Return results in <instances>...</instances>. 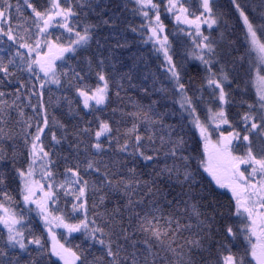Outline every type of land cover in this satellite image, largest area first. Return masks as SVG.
Here are the masks:
<instances>
[{"label":"snow or ice","instance_id":"snow-or-ice-1","mask_svg":"<svg viewBox=\"0 0 264 264\" xmlns=\"http://www.w3.org/2000/svg\"><path fill=\"white\" fill-rule=\"evenodd\" d=\"M0 264H264V0H0Z\"/></svg>","mask_w":264,"mask_h":264},{"label":"trees","instance_id":"trees-1","mask_svg":"<svg viewBox=\"0 0 264 264\" xmlns=\"http://www.w3.org/2000/svg\"><path fill=\"white\" fill-rule=\"evenodd\" d=\"M118 2L123 3L124 0H118ZM220 2L222 4H224L225 6L227 5V0H220ZM131 5H129L130 7ZM126 15H128L129 20L134 23V24H138L139 19L138 18H132L130 13H125ZM127 37L128 40L131 42L133 40H136V43H134L131 47V49L125 48V49H120L117 50V54L119 59H121L123 61V63L125 65H131L133 63L131 57L133 56V54H137V55H143L144 57V63H139V67L138 70L136 72V75L138 76H143V75H149L150 73L155 72L156 70V63L158 62H153V60L149 59V55H150V50H151V45H144L141 42H139L138 38L134 37V35L132 33H127ZM171 39V37H170ZM111 70V69H109ZM116 70L118 72H122V71H127L126 67H122L120 63L116 64ZM192 74L195 75V69H191ZM139 80L134 79L133 83H138ZM151 78L148 81H145V83L151 87ZM90 84H94L95 83V78L92 77L89 80ZM123 83L125 84V88L127 89V96H131L133 99L138 98V92L135 89H131L128 87L127 85V81H123ZM113 94L110 98V102L108 103V106H100L101 110L98 111H94L92 113H90L89 115L85 116V120H95L96 117H100L101 119H106L109 120L110 122H114L117 120H120V112H119V108L123 107V105L121 104L120 100H118L115 97V89L112 90ZM121 96L125 98V102H127V96L125 94L124 91L121 92ZM147 102V101H145ZM116 108L118 109L116 113L112 112V109ZM87 111V110H85ZM235 111V109L233 110ZM83 115V113H82ZM115 126V124H114ZM93 129L96 128V124L94 123L92 125ZM49 139H50V135H49ZM103 139V138H102ZM48 141H46L47 143ZM66 148L67 146L65 145L64 150L61 149H57L58 151H62V154H67L66 152Z\"/></svg>","mask_w":264,"mask_h":264},{"label":"rangeland","instance_id":"rangeland-1","mask_svg":"<svg viewBox=\"0 0 264 264\" xmlns=\"http://www.w3.org/2000/svg\"><path fill=\"white\" fill-rule=\"evenodd\" d=\"M137 22H139V23H140V21H137ZM139 23H138V24H139Z\"/></svg>","mask_w":264,"mask_h":264}]
</instances>
